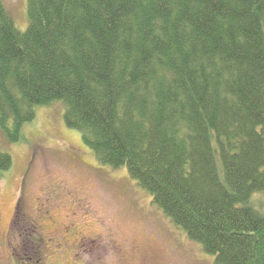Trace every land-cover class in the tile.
Listing matches in <instances>:
<instances>
[{
	"label": "trees",
	"instance_id": "1",
	"mask_svg": "<svg viewBox=\"0 0 264 264\" xmlns=\"http://www.w3.org/2000/svg\"><path fill=\"white\" fill-rule=\"evenodd\" d=\"M27 7L21 31L0 0L8 142L62 102L97 161L126 168L216 264H264V0Z\"/></svg>",
	"mask_w": 264,
	"mask_h": 264
},
{
	"label": "rangeland",
	"instance_id": "2",
	"mask_svg": "<svg viewBox=\"0 0 264 264\" xmlns=\"http://www.w3.org/2000/svg\"><path fill=\"white\" fill-rule=\"evenodd\" d=\"M28 1L2 0L21 31ZM35 111L20 141L0 130L13 160L0 171V264H216L126 168L97 161L62 102Z\"/></svg>",
	"mask_w": 264,
	"mask_h": 264
}]
</instances>
